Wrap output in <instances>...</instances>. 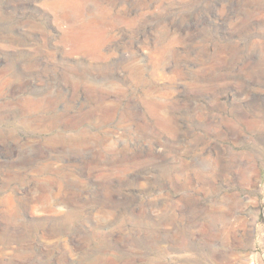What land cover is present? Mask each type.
Segmentation results:
<instances>
[{
    "label": "rangeland",
    "instance_id": "374dc122",
    "mask_svg": "<svg viewBox=\"0 0 264 264\" xmlns=\"http://www.w3.org/2000/svg\"><path fill=\"white\" fill-rule=\"evenodd\" d=\"M0 264H264V0H0Z\"/></svg>",
    "mask_w": 264,
    "mask_h": 264
}]
</instances>
